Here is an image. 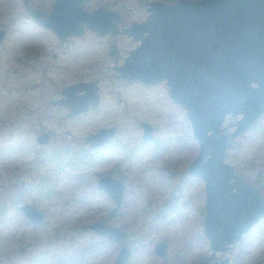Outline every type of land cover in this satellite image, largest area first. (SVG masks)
Wrapping results in <instances>:
<instances>
[{
	"label": "rangeland",
	"instance_id": "rangeland-1",
	"mask_svg": "<svg viewBox=\"0 0 264 264\" xmlns=\"http://www.w3.org/2000/svg\"><path fill=\"white\" fill-rule=\"evenodd\" d=\"M147 1L175 0H88L84 9L119 10L122 28L144 20ZM50 6V0H0V28L6 30L0 44V264H112L121 244L132 251L124 264H199L202 255L208 260L201 233L203 184L187 173L197 142L183 109L164 83L145 87L116 78L115 68L137 46L131 38L85 31L61 45L25 14L26 7L48 11ZM112 43L115 60L107 54ZM89 81L96 83L99 97L93 112L66 119L65 109L49 106L64 86ZM27 111L33 112L29 124L17 132L16 119ZM237 119L227 116L223 125ZM140 123L153 129L148 142L141 140ZM107 126L116 129L113 147L97 152L83 143L86 135ZM41 128L57 134L42 150L34 142ZM263 139L264 117L232 142L224 162L264 193ZM61 147L67 152L58 160L46 167L33 164L34 152L47 156ZM111 168L121 173L125 192L117 216L106 222L112 204L96 189L95 176ZM40 178L46 196L33 193ZM22 203L41 211L44 221L28 225L17 211ZM95 221L124 231L126 239L97 243L100 238L87 229ZM159 241L166 244L163 258L151 251ZM215 257L228 264H264V219Z\"/></svg>",
	"mask_w": 264,
	"mask_h": 264
},
{
	"label": "water",
	"instance_id": "water-1",
	"mask_svg": "<svg viewBox=\"0 0 264 264\" xmlns=\"http://www.w3.org/2000/svg\"><path fill=\"white\" fill-rule=\"evenodd\" d=\"M87 2L52 0L48 11L26 7V15L32 23L49 30L60 44L85 31L100 37L126 36L137 43L115 68L116 78L146 87L163 82L170 99L183 109L197 142L187 173L203 184L201 233L210 259L216 261L215 253L231 250L264 219L260 188L224 162L233 139L264 117V0L147 1L142 3L144 20L122 28L119 10L103 6L87 10ZM3 34L0 30V38ZM107 54L114 60L117 57L114 43ZM80 91L84 94L74 97ZM60 94L64 99L55 103L67 107L68 117L93 111L99 104L94 81L68 86ZM227 116L239 118L223 126ZM139 127L142 141H149L151 127L146 123ZM113 135L114 128L99 130L86 136L84 143L100 147ZM46 138L43 134L37 140L45 143ZM97 188L112 204L108 222L117 216L125 188L109 176L102 177ZM19 211L31 223L42 220L30 205L21 206ZM87 229L111 243L127 237L124 231L102 222H91ZM151 251L163 258L166 244L159 241ZM130 255V249L121 246L112 264H124ZM226 263L225 259L217 264Z\"/></svg>",
	"mask_w": 264,
	"mask_h": 264
},
{
	"label": "flooded vegetation",
	"instance_id": "flooded-vegetation-1",
	"mask_svg": "<svg viewBox=\"0 0 264 264\" xmlns=\"http://www.w3.org/2000/svg\"><path fill=\"white\" fill-rule=\"evenodd\" d=\"M51 1V3H52V0H50ZM51 7V6H50ZM37 9H39V8H37ZM41 10V9H40ZM42 11H45V10H42ZM23 14V12L21 13V15ZM25 14H26V11H25ZM0 30H2V31H4V34L2 35V37L0 38V44L3 42V40H4V38H5V36H6V30L5 29H2V28H0ZM68 41V40H67ZM66 43H64V44H61V45H65ZM118 79V78H117ZM90 82H92V81H89V82H79V83H76V84H71V85H67V86H64L63 88H61L59 91H58V94H59V97L58 98H55V99H53V100H51V101H49L48 102V104H49V106H53V107H57V108H62V109H65L66 110V113H65V118L66 119H73V118H76V117H78V116H80V115H82V114H84V113H81V114H79V115H77V116H73V117H68V112H69V110L67 109V107H65V106H62V105H58V104H56L55 102H57V101H60L61 99H64V96L62 95V94H60L61 93V91L64 89V88H66V87H68V86H73V85H77V84H86V83H90ZM124 82V81H123ZM126 83V82H125ZM136 83V82H135ZM161 83H163V82H161ZM159 84V83H158ZM157 85V84H156ZM160 85V84H159ZM95 86H96V83H95ZM154 86V85H153ZM153 86H150V87H153ZM146 87V86H145ZM149 87V86H148ZM97 88V87H96ZM84 94V91H80V92H75L73 95H74V97H76V96H79V95H83ZM98 94V93H97ZM98 99H99V97H98ZM98 106H99V104H98ZM97 106V107H98ZM97 107L94 109V110H96L97 109ZM39 109V106H37V109H36V111ZM93 110V111H94ZM29 111V110H28ZM28 111H27V114H21V116L19 117V118H17L16 119V123L18 124V128L16 129L17 130V132H20L19 131V127H21L20 129H21V133H23V131H24V129L27 127V125L29 124V119L32 117V114L31 113H33V112H31V113H28ZM87 111H90V110H87ZM93 111H90V112H93ZM86 113V112H85ZM239 118V117H238ZM263 118V117H262ZM261 118V119H262ZM46 119V118H45ZM140 125V124H139ZM149 125V124H148ZM255 125V124H254ZM150 126V125H149ZM224 126V125H223ZM57 127H59V126H57ZM151 127V126H150ZM108 128H114V135L108 140V142H106V143H104L102 146H100V147H95V148H91L90 146H88V145H86L85 143H84V140H83V143L86 145V146H88V148H90V149H92V150H95V151H97V152H99V150L101 151L102 149H104V148H107V147H110V146H114L115 145V141H114V136L116 135V129H115V127L114 126H107V127H102V128H99L98 130H96V132L97 131H99V130H104V129H108ZM151 129H152V127H151ZM96 132H94V133H96ZM94 133H92V134H94ZM152 133H153V129H152V131H151V138H152ZM43 134H45L46 135V141H45V143H44V139H39V141L37 140V138L40 136V135H43ZM57 134L54 132V131H50V130H48V129H45V128H41V130L40 131H38L37 132V134H36V136H35V138H34V142H35V145L37 146V148L38 149H40V150H42V148H45V147H47V146H49L50 145V143L51 142H53L55 139H56V136ZM89 135H91V134H89ZM86 136H88V135H86ZM86 136H85V138H86ZM141 136H142V134H141ZM84 138V139H85ZM236 138H238V137H236ZM235 138V139H236ZM235 139H233V141L235 140ZM142 140V139H141ZM151 140V139H150ZM149 140V141H150ZM113 141V142H112ZM232 141V142H233ZM143 142V141H142ZM148 142V141H147ZM263 143H264V139H263ZM16 153H18V152H23V150L22 149H20V148H16ZM33 151V150H32ZM65 152H67L66 151V149L65 148H63V147H61V148H59V149H54V150H49V152L48 153H46V155L47 156H45V152L44 153H42L41 155H37V154H35V152H34V157H35V161L33 162V164H36V165H38V166H40V167H46V164L48 163V162H50L51 160H53V161H56V160H58L59 159V157L63 154V153H65ZM85 157V156H84ZM47 160V161H46ZM24 163H27V162H24ZM21 164H22V162H21ZM25 172L24 173H27V171L26 170H24ZM235 171V170H234ZM236 172V171H235ZM238 173H241V174H243L245 177H246V175L244 174V173H242V172H238ZM30 176V175H29ZM104 176H109L110 178H112V179H114V180H117V181H119V178H122V176H121V173L120 172H118L115 168H111V170L110 169H108V170H104V171H102V172H100V173H97L96 174V176H95V187H96V189L98 190V188H97V182L102 178V177H104ZM246 179H248L247 177H246ZM249 181H250V179H248ZM119 182H121V181H119ZM252 184H255V183H253L252 181H250ZM45 183V180L43 179V178H40L39 179V182H38V184L37 185H35V186H33L32 185V190H33V193H37L39 196H46L47 195V190L43 187V184ZM122 183V182H121ZM122 185H123V183H122ZM257 185V184H256ZM124 186V185H123ZM259 188H260V186L259 185H257ZM124 188H125V186H124ZM42 189V190H41ZM260 190H261V188H260ZM99 191V190H98ZM261 192H262V190H261ZM263 193V192H262ZM264 194V193H263ZM106 196V195H105ZM15 199H17V196L15 197ZM15 199H14V201H15ZM25 204H27V205H30V206H32V207H34L33 205H31V204H29V203H22L21 205H18L17 206V211H18V213L23 217V219L25 220V221H27L28 222V225H30V226H38L39 224H41L43 221H44V215H43V213L41 212V211H39L38 209H36L35 207V209L42 215V220H41V222L40 223H38V224H34V223H31V222H29L27 219H25L24 218V216L20 213V211H19V208L21 207V206H23V205H25ZM203 211V210H202ZM100 222H102V223H106V222H103V221H100ZM97 237V236H96ZM99 238V237H98ZM101 240H104V239H102V238H100ZM106 241V240H105ZM111 242H108V241H106V243H104V244H110ZM165 243V242H164ZM117 244H120V242L119 243H117ZM155 245V244H154ZM153 245V246H154ZM121 246H124V245H119L118 247H117V250H118V248L119 247H121ZM152 246V247H153ZM125 247H127V246H125ZM128 249H130L129 247H127ZM152 249V248H151ZM117 250H116V253H117ZM130 252L132 253V251H131V249H130ZM116 253H115V256H116ZM205 257V256H204ZM208 260L211 262V264H214V263H220V262H218V260H217V258H216V261H214V260H211L210 259V254H209V256H208ZM208 260H207V257H206V261L208 262ZM203 263V258H202V261H201V263H199V264H202ZM209 263V262H208ZM205 264V263H204ZM226 264H228V260H227V263Z\"/></svg>",
	"mask_w": 264,
	"mask_h": 264
},
{
	"label": "trees",
	"instance_id": "trees-1",
	"mask_svg": "<svg viewBox=\"0 0 264 264\" xmlns=\"http://www.w3.org/2000/svg\"><path fill=\"white\" fill-rule=\"evenodd\" d=\"M140 1H142V0H138V2H140ZM143 241V240H142ZM97 243H102V244H104V243H106V241L105 240H101V239H99L98 241H97ZM140 243H142L141 241L140 242H138V245L140 244ZM99 245V244H98ZM141 245V244H140ZM202 258H203V263L202 264H208V262L206 261V257H204V255H202Z\"/></svg>",
	"mask_w": 264,
	"mask_h": 264
}]
</instances>
